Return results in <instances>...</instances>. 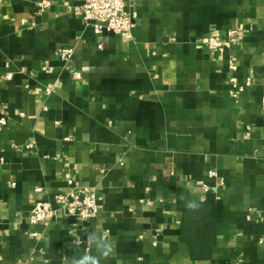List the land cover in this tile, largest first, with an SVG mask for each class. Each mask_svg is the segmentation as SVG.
Masks as SVG:
<instances>
[{
    "label": "crops",
    "instance_id": "crops-1",
    "mask_svg": "<svg viewBox=\"0 0 264 264\" xmlns=\"http://www.w3.org/2000/svg\"><path fill=\"white\" fill-rule=\"evenodd\" d=\"M78 1L0 0V264H264V0H125L127 38ZM65 175L100 197L93 218L59 209Z\"/></svg>",
    "mask_w": 264,
    "mask_h": 264
},
{
    "label": "built area",
    "instance_id": "built-area-1",
    "mask_svg": "<svg viewBox=\"0 0 264 264\" xmlns=\"http://www.w3.org/2000/svg\"><path fill=\"white\" fill-rule=\"evenodd\" d=\"M49 2L41 1L39 7L44 8ZM70 12L80 15L84 23L91 26L94 33L109 32L120 35L124 38L129 37L130 31L134 25L131 14L126 7L125 0H79L77 4L68 7ZM239 29L231 28L226 33V40L230 43L236 42ZM204 45L210 51L222 52L225 47V41L216 35H209L204 38ZM72 47H58L56 54L62 61H68L73 54ZM228 69L234 71L236 64L233 60L228 61ZM81 73L73 71L71 77L79 79ZM9 77V75H7ZM249 83V80L246 81ZM46 93L51 92V88L45 89ZM242 91V85H233L232 97H236ZM264 107V98L261 100ZM6 122L5 118H0V124ZM31 144H26L29 148ZM209 176H215V172L209 171ZM72 187L65 193L54 195V200L58 203L59 209L66 214L78 217L82 221L93 218L99 209L100 197L90 188L83 187L77 182L72 181L69 175H65ZM204 191L208 190V186L202 182L199 183ZM57 210L48 201H36L29 213V222L35 224H47L55 216ZM30 236L37 237L38 233L32 231ZM259 239V242H262Z\"/></svg>",
    "mask_w": 264,
    "mask_h": 264
},
{
    "label": "clouds",
    "instance_id": "clouds-1",
    "mask_svg": "<svg viewBox=\"0 0 264 264\" xmlns=\"http://www.w3.org/2000/svg\"><path fill=\"white\" fill-rule=\"evenodd\" d=\"M189 207H195L193 204H189ZM93 237H90L89 240L90 242L93 240ZM105 256L108 255L107 252L104 253ZM75 264H99V261L95 257H90V256H85L83 259L79 261H75Z\"/></svg>",
    "mask_w": 264,
    "mask_h": 264
},
{
    "label": "trees",
    "instance_id": "trees-1",
    "mask_svg": "<svg viewBox=\"0 0 264 264\" xmlns=\"http://www.w3.org/2000/svg\"><path fill=\"white\" fill-rule=\"evenodd\" d=\"M195 258H202L206 256V253L201 252V249L197 248V249H193V254H192Z\"/></svg>",
    "mask_w": 264,
    "mask_h": 264
}]
</instances>
